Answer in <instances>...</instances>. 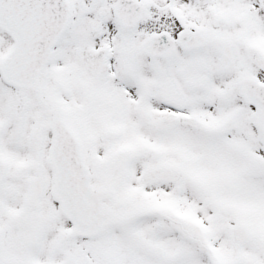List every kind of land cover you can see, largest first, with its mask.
<instances>
[{"label":"snow or ice","instance_id":"6c2138e0","mask_svg":"<svg viewBox=\"0 0 264 264\" xmlns=\"http://www.w3.org/2000/svg\"><path fill=\"white\" fill-rule=\"evenodd\" d=\"M0 264H264V0H0Z\"/></svg>","mask_w":264,"mask_h":264}]
</instances>
